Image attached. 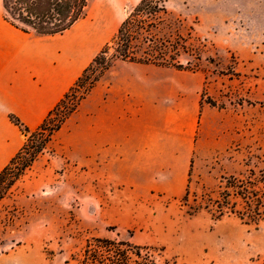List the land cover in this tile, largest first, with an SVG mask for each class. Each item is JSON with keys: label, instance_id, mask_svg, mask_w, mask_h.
Segmentation results:
<instances>
[{"label": "rangeland", "instance_id": "374dc122", "mask_svg": "<svg viewBox=\"0 0 264 264\" xmlns=\"http://www.w3.org/2000/svg\"><path fill=\"white\" fill-rule=\"evenodd\" d=\"M138 2L89 0L82 18L89 19L90 10L103 18L107 10L114 23L100 48ZM162 4L166 13L156 28L134 41L138 55L152 47L201 73L203 101L220 111L199 124V144L219 139L220 146L209 156H193L187 201L185 192L138 194L92 171L89 118L78 115L77 106L0 199V264H80L92 237L149 247L155 264H260L264 258V219L256 225L233 214L214 220L203 207L214 209L224 191L243 207L225 187L229 176L236 178L232 185L264 201V0ZM116 47L111 43L107 57ZM105 71L98 66L89 76L98 80Z\"/></svg>", "mask_w": 264, "mask_h": 264}, {"label": "crops", "instance_id": "0c3cea01", "mask_svg": "<svg viewBox=\"0 0 264 264\" xmlns=\"http://www.w3.org/2000/svg\"><path fill=\"white\" fill-rule=\"evenodd\" d=\"M107 15L90 10L63 33L37 35L5 19L0 0V170L24 142L9 114L30 130L39 126L107 41ZM203 82L197 71L113 63L78 104L89 118L91 170L138 194H183L193 156L220 146L199 144L200 122L220 113L203 101Z\"/></svg>", "mask_w": 264, "mask_h": 264}, {"label": "trees", "instance_id": "16d2710c", "mask_svg": "<svg viewBox=\"0 0 264 264\" xmlns=\"http://www.w3.org/2000/svg\"><path fill=\"white\" fill-rule=\"evenodd\" d=\"M89 0H2V8L5 19L14 26L26 32H34L37 35H54L63 33L77 20L84 17ZM164 0H139L128 12L120 23L116 33L95 55L90 64L83 70L70 89L48 112L39 126L30 130L20 119L9 114V119L22 133L27 135L20 149L0 170V199L14 181L27 169L34 157L50 141L53 134L59 130L68 116L77 108L84 97L87 88H91L97 78H90L94 70L99 66L100 71L107 70L117 60L151 63L155 65L171 66L177 69H187L181 64L168 61L164 58V52L149 48L138 55L134 41L143 33L150 35L156 28V22L161 20V13H166L163 6ZM147 38V37H145ZM111 43H116L115 53L107 57ZM236 178L229 176L224 178L225 187L233 188L241 197L244 205L237 209L234 202L230 201V193L222 192L215 200L214 209L203 206L211 217L216 220L226 214H233L242 223L256 225L264 219V201L256 199L258 193L249 192L247 189L232 185ZM243 190V191H240ZM228 191V190H227ZM188 189L186 188L182 199L187 201ZM188 214H194L201 207H189ZM80 264H155V260L149 247L132 245L123 240H111L105 237H92L86 240L85 245L77 258ZM264 264V258L260 262Z\"/></svg>", "mask_w": 264, "mask_h": 264}]
</instances>
